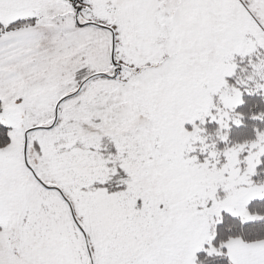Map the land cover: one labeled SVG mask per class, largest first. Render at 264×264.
Returning a JSON list of instances; mask_svg holds the SVG:
<instances>
[{"label":"snow or ice","instance_id":"obj_1","mask_svg":"<svg viewBox=\"0 0 264 264\" xmlns=\"http://www.w3.org/2000/svg\"><path fill=\"white\" fill-rule=\"evenodd\" d=\"M0 264H264V0H0Z\"/></svg>","mask_w":264,"mask_h":264}]
</instances>
